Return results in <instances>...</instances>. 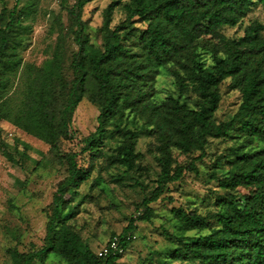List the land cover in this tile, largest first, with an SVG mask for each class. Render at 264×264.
<instances>
[{
    "label": "trees",
    "instance_id": "obj_1",
    "mask_svg": "<svg viewBox=\"0 0 264 264\" xmlns=\"http://www.w3.org/2000/svg\"><path fill=\"white\" fill-rule=\"evenodd\" d=\"M20 1L0 13V120L11 121L56 150L63 139L72 137L75 111L87 97L100 112L96 130L85 139L84 151H96L108 124L128 110L136 120H143L146 136H156L161 170L157 186L142 201L141 214L112 237L124 238L126 251L101 257L67 223L79 208L69 206L65 197L88 182L91 171L78 164L76 152L65 154L68 174L54 193L44 244L28 252L15 250L17 263L34 264L56 253L67 264H117L135 240H126L128 235H136L135 221L149 222L154 216L151 203L186 172H199L197 161L206 155L210 138H226L237 129L244 142H264V23L253 22L237 37L227 38L221 32L224 27L238 25L254 4H264V0H129L123 6L125 19L115 27L111 23L120 2L112 0L104 10L100 47L85 33L81 18L83 8L92 0H77L70 13L78 49L66 58L65 38L60 35L53 55L40 66L25 64L21 55L26 41L23 30L28 29L24 21L34 3L20 6ZM137 19L146 22V27L136 26ZM206 52L211 55L210 64L203 59ZM66 62L71 80L66 78ZM167 65L173 66L179 96L158 100L156 75ZM229 78L231 88L241 92L242 102L232 118L217 122L220 86ZM190 90L195 97L183 99ZM119 133L122 142L111 163L135 170L143 157L137 148L139 136L130 127L120 128ZM174 149L201 154L180 164L173 156ZM230 164L219 179L225 196L216 200L218 211L208 215L183 207L171 209L183 231L209 232L177 236L169 259L264 264V145L247 151L236 149ZM240 185H257L243 205L235 193ZM168 199L173 200L171 196Z\"/></svg>",
    "mask_w": 264,
    "mask_h": 264
},
{
    "label": "rangeland",
    "instance_id": "obj_2",
    "mask_svg": "<svg viewBox=\"0 0 264 264\" xmlns=\"http://www.w3.org/2000/svg\"><path fill=\"white\" fill-rule=\"evenodd\" d=\"M77 0H21L19 5L34 3L23 30L26 38L21 55L25 64L42 65L53 55L59 36L65 38L66 58L78 49L73 39V20L70 9ZM120 4L113 14L111 26L115 27L126 17L124 4L129 0H118ZM112 0L89 1L82 10L85 22L84 31L89 34L95 46H102L101 28L104 10ZM17 0H0V13L4 8L12 9ZM264 23V4H254L248 15L235 27H224L222 34L229 37L243 35L253 22ZM147 23L137 19L136 26L146 27ZM264 36V31L262 32ZM216 39V38H214ZM203 59L211 63V55L206 52ZM67 60V59H66ZM23 67L16 78L19 82ZM66 78L71 80V71L66 62ZM231 79L220 86L222 100L215 113L217 122L228 121L237 112L241 102V92L232 89ZM155 88L158 100L168 95L179 96L173 75V66L158 69ZM195 97L193 91L183 95V99ZM99 108L85 97L78 105L71 124L72 137L63 139L58 149L41 139L28 134L9 120H0V264L17 263L15 250L28 252L42 247L46 236L48 214L57 186L68 174L64 158L69 152L77 153V162L91 171L88 182L80 188L72 189L66 195L69 206L79 208V213L67 223L78 232L85 243L95 252L114 235H119L131 219L142 212V201L157 186L160 165L156 155V136H146L142 129L143 120H136L132 113L125 110L116 115L106 127L97 150L84 151L85 139L97 126ZM130 127L138 136V150L143 157L137 169L128 170L124 166L111 163L122 142L120 128ZM237 129L229 132L226 138H210L206 155L197 161L198 173L186 172L184 177L170 183L159 200L151 203L155 214L151 221H135L133 230L137 238L117 264H198L197 261H176L169 259L171 250L176 246L177 236L195 237L206 234V230L183 231L174 218L171 209L183 207L202 214L218 211L216 200L225 196L219 179L231 168L230 161L236 149L252 150L264 145L256 139L244 142ZM200 151L188 154L174 149L177 163L185 164L199 156ZM92 184L95 186L92 188ZM257 185H240L235 193L239 204L243 205ZM172 197L170 201L168 197ZM34 264H67L59 254L52 253L45 261Z\"/></svg>",
    "mask_w": 264,
    "mask_h": 264
},
{
    "label": "built area",
    "instance_id": "obj_3",
    "mask_svg": "<svg viewBox=\"0 0 264 264\" xmlns=\"http://www.w3.org/2000/svg\"><path fill=\"white\" fill-rule=\"evenodd\" d=\"M136 235H128L126 240L136 239ZM124 238L122 240L121 237L115 236L110 241H108L98 252L99 256L107 257L115 254H122L126 251L125 246L123 244Z\"/></svg>",
    "mask_w": 264,
    "mask_h": 264
}]
</instances>
